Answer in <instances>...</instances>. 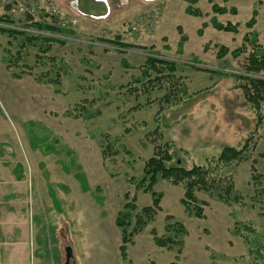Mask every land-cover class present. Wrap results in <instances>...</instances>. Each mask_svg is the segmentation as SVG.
I'll list each match as a JSON object with an SVG mask.
<instances>
[{"label":"rangeland","instance_id":"rangeland-1","mask_svg":"<svg viewBox=\"0 0 264 264\" xmlns=\"http://www.w3.org/2000/svg\"><path fill=\"white\" fill-rule=\"evenodd\" d=\"M52 1L67 23H76L70 30L72 35L64 40L66 45L52 44L51 51L44 54L41 49L45 45H29L20 36L14 40L0 32V131L18 160L15 176L21 166L25 171L29 168L22 153L25 143L32 148L38 146L40 153L51 148L72 152H66L72 158L66 169L60 168L63 173L71 170V183L66 181L71 193L65 197V184L63 199L57 198L54 191V208L59 211L66 203V217L60 216L58 223L51 218V224H56L58 245L64 252L72 251L74 262L67 264H170L176 250L156 247L149 232L154 230L157 236L165 237L166 216L187 230L177 264H249L243 243L230 232L235 221H250L258 230L264 229V216L260 215L264 178L258 188L253 186L250 161L233 170L242 205L231 209L214 197L197 193L200 201L207 202L204 219L184 212L180 205L181 186L159 179L154 191L162 194L161 211L127 246L125 261L119 256L121 234L114 220L124 205L125 193L135 196L137 212L151 204L150 194L138 191L135 185L142 177L144 161L152 155L149 134L156 129L162 142L172 145L174 163L186 168L203 164L223 147L240 148L253 135L257 140L254 167L264 176V125L257 131L258 136L252 133L254 113L234 79L243 75L244 57H216L218 47L231 51L240 45L246 32L244 24L254 11L253 29L264 48V0H197L200 18L184 13L187 4L183 0H105L109 12L100 19L78 15L71 6L74 0ZM209 1L236 10L235 15L216 19L223 24H238L237 35L202 27L214 16ZM182 37L185 40L179 50ZM114 40L139 48L129 47L120 54L110 44ZM148 53L176 63L187 96L182 103L170 105L159 114L157 103L128 112L136 104L143 105L145 98L135 100L120 87L139 76L138 69ZM82 58L88 64L83 65ZM122 59L132 69H122ZM55 77L58 87L36 84V78L46 81ZM55 90L59 95L53 94ZM71 111L79 117H72ZM101 135H108L115 156L101 157ZM56 156L62 158L61 154ZM131 178L133 183L128 182ZM40 184L46 190L55 188L46 186V182ZM49 195L53 202V192ZM98 197L101 202L96 200ZM69 204H74L72 220L67 217ZM256 241L264 244L262 236Z\"/></svg>","mask_w":264,"mask_h":264},{"label":"trees","instance_id":"trees-1","mask_svg":"<svg viewBox=\"0 0 264 264\" xmlns=\"http://www.w3.org/2000/svg\"><path fill=\"white\" fill-rule=\"evenodd\" d=\"M183 1L187 4L184 11L186 15L197 18L202 16L201 12L195 7L197 0ZM209 3L214 16L208 23H203L202 27L207 28L210 26L217 32L237 35L239 33L238 24H223L216 19V17L225 16L226 14L235 15L236 10L234 8L221 7L210 1ZM255 17L256 12L254 11L249 21L244 24L246 32L241 38L240 45L231 51L226 47L220 46L216 57L222 59L227 54H230L233 59L244 57L243 75H236L234 79L239 82L236 88L241 91L244 102L250 106L254 113L255 122L252 133L257 135V131L264 125V48L259 42L256 30L253 29L256 23ZM0 24H21L25 29L36 31V34H32L0 27V32L6 33L9 38L14 40L20 36L29 45L34 46L35 43L45 45V48L41 49L43 50L41 53L44 54L51 51L52 44L66 45L65 39H60L58 38L59 36L67 37L72 35V32L67 27L59 26L57 20L47 19L46 17L38 20L27 19L21 21L0 15ZM198 33L201 35V31ZM184 40L185 37H182L178 46L179 50ZM110 44L115 46L120 54H123L126 48L137 47L123 44L118 40H114ZM81 63L83 65L88 64L83 58ZM120 67L126 70L132 69L123 59L120 61ZM201 70L210 72L205 69ZM138 71L139 76L131 77L130 81L120 88H124L127 96L133 97L135 100L144 97L145 101L143 105L136 104L128 112L139 110L143 106L150 107L152 104L157 103L159 105L157 114H159L164 108L170 105H178L186 98L187 88L182 84V78L177 75V66L174 61L167 60L155 53H148ZM14 77L20 78V75H14ZM36 80L40 84L48 83L55 87L60 85L56 77L48 78L46 81L42 78H36ZM56 92L59 93L58 90ZM153 96L155 98L152 99ZM71 114L74 118L78 116L72 111L70 112ZM149 136L153 145V152L151 157L144 161L142 177L136 183L135 188L144 194H150L152 201L149 206L143 207L137 212L135 196H130L128 193L124 194V205L116 214L114 220L115 227L120 230L121 234L118 250L122 261L126 260L127 246L133 243V238L141 234L147 225L153 221L154 216L161 211L160 200L162 194L154 191V186L159 179L167 181L173 186H181L183 194L180 199V205L184 212L190 217L204 219V207L207 206V202L200 201L197 198V193L203 192L210 197H214L231 209L234 206L243 204V198L236 191L233 180V170L240 163L244 161L252 163L250 181L253 186L258 188L261 179L264 178V176L256 172L254 167L255 160L252 157L254 156L257 140L253 135L248 136L240 148L223 147L217 156L206 158L203 164L192 165L188 168L174 163L172 145L168 142H162V135L158 129L150 133ZM104 142L107 144H104ZM98 147L103 159L117 154L112 150L113 145L109 143L108 135H101V143ZM123 151L125 154H129L127 150L123 149ZM128 182L133 183V179H129ZM97 190L99 189L97 188ZM96 200L101 202L102 198L98 197ZM261 209L263 212L260 215L264 216V207ZM170 221H172V217L166 216L165 237L157 236L154 230L149 232L156 247L176 250L174 262L170 264H177L183 246V238L187 235V230L182 224ZM230 233L243 243L246 249L245 258L249 264H264V244L256 241L259 236H262L264 241V229L258 230L254 223L250 221H235ZM210 257L214 259L213 255H210Z\"/></svg>","mask_w":264,"mask_h":264},{"label":"crops","instance_id":"crops-1","mask_svg":"<svg viewBox=\"0 0 264 264\" xmlns=\"http://www.w3.org/2000/svg\"><path fill=\"white\" fill-rule=\"evenodd\" d=\"M36 84L40 85L38 82ZM53 94L59 95L56 90ZM21 133L23 134L22 130ZM7 140L0 131V264L73 263L72 251L64 252L62 246L58 245L54 236L57 232L56 224H51L53 218L58 223L60 216L66 217V203L59 211L53 204L56 196L63 199L64 184L67 191L65 197L68 192L71 193L66 184V181L72 179L69 172L71 170L63 173L60 168L66 169V163L72 160L66 152H72L68 149L51 148L41 150L40 153L38 146L32 148L25 143L22 153L29 168L25 171L21 166V171L15 176L18 160ZM57 154H61L63 159H58ZM41 182H46V186H54V190H46ZM49 192H53V202ZM69 205L71 207L67 211V217L72 220L74 204Z\"/></svg>","mask_w":264,"mask_h":264},{"label":"built area","instance_id":"built-area-1","mask_svg":"<svg viewBox=\"0 0 264 264\" xmlns=\"http://www.w3.org/2000/svg\"><path fill=\"white\" fill-rule=\"evenodd\" d=\"M0 15L10 19L25 21L27 19L38 20L46 17L58 21L59 26L74 29L75 21L66 22L59 14L52 0H0ZM0 27L36 34V31L25 29L21 24L4 25ZM60 39L66 37L59 36Z\"/></svg>","mask_w":264,"mask_h":264},{"label":"water","instance_id":"water-1","mask_svg":"<svg viewBox=\"0 0 264 264\" xmlns=\"http://www.w3.org/2000/svg\"><path fill=\"white\" fill-rule=\"evenodd\" d=\"M143 1L152 2L155 0ZM71 6L78 14L92 19L105 18L109 12L104 0H74Z\"/></svg>","mask_w":264,"mask_h":264}]
</instances>
